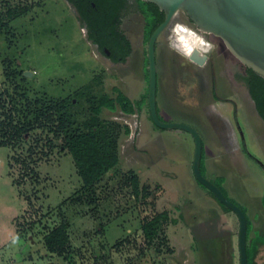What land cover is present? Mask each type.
Returning <instances> with one entry per match:
<instances>
[{
	"label": "rangeland",
	"instance_id": "obj_1",
	"mask_svg": "<svg viewBox=\"0 0 264 264\" xmlns=\"http://www.w3.org/2000/svg\"><path fill=\"white\" fill-rule=\"evenodd\" d=\"M126 2L129 9L118 26L132 48L126 59L113 60L88 40L85 23L72 3L0 0V19L10 24L0 33V102L5 104L0 106V121L6 116L3 111H10L11 98L24 101V91L33 99L42 94L73 97L77 125L93 114L92 95L114 97L121 91L133 100H144L142 110L131 115H120L119 108L101 112V118L120 127V161L118 173L102 181L93 200H74L81 183L72 156L57 140L50 149L40 130H31L17 148L0 147V264H239V220L195 178L190 167L192 135L161 128L150 118L144 18L136 0ZM19 5L25 10L8 20L7 10ZM177 21L189 24L184 12L178 11L156 44L159 116L185 121L198 130L206 177L224 189L222 181L204 169L205 156H234L237 171L227 158L220 162L222 167L230 175L235 172L234 181L238 185L245 181L254 193L264 186V120L243 81L245 67L214 36L207 37L212 48L203 62L184 61V53L172 42L171 29ZM170 58L183 64L191 80L186 83L176 70L170 72L174 70ZM196 71L207 90L205 104L198 101L203 95L199 87L190 86ZM180 102L194 110L181 112ZM124 125L129 132H123ZM130 171L138 175L147 197L134 199L124 186L123 176ZM163 210L169 219L161 222L149 243L142 236L141 219L147 212ZM18 221L26 227L21 237L16 235ZM61 223L67 224L68 244L64 252L48 254L43 237Z\"/></svg>",
	"mask_w": 264,
	"mask_h": 264
},
{
	"label": "trees",
	"instance_id": "obj_2",
	"mask_svg": "<svg viewBox=\"0 0 264 264\" xmlns=\"http://www.w3.org/2000/svg\"><path fill=\"white\" fill-rule=\"evenodd\" d=\"M66 1L76 7L82 20L87 25L89 29L87 38L89 41L97 43L102 52L103 47L107 46L111 50L114 59L117 57L126 59L132 48L131 41L118 26L120 22L118 16L121 13L123 15L129 9L126 0ZM92 1L95 5L91 4ZM136 1L144 18V38L147 41L153 29L163 20L164 13L153 2ZM24 10L25 7L21 6L9 8L7 10L8 20L18 17ZM9 29V22L0 19V33ZM247 71L249 73L248 85L251 96L255 100L261 118L264 120V78L248 67ZM16 73L15 71L11 72V74ZM21 73L22 77L27 78L24 70H21ZM21 95L24 97L23 102L22 100L15 101L14 97L11 98L9 101L10 111L7 112L6 110L2 113L6 116L5 119L0 121V147L17 148L20 146L21 140L27 134H30L31 130L34 128L40 130V133H45L44 137L50 149L55 147V141L57 140L60 142L61 149L63 148L72 156L81 183L74 200H93L94 197L96 198L102 181L106 177L113 178L118 173L120 161L118 153L120 127L118 124L101 118L100 114L103 109L116 110L117 108L126 113L139 112L143 107V98L133 100L121 91H118L114 97H111L108 93L99 94L97 97L92 95L95 102L91 106L93 114L77 125L74 122V115L71 110V107L74 106L73 97L42 94L36 95L33 99L25 91ZM76 96L74 97L77 98ZM0 106L5 108V104L1 102ZM123 127V132H129L128 126L124 125ZM41 152L43 155L47 154L45 149H42ZM201 171L203 172L202 163ZM123 184L125 187L130 188L134 199L138 200L149 195V192L145 193V186L140 184L138 175L132 171L123 176ZM217 185L221 188L219 184ZM221 189L225 193L223 188ZM210 193L212 192L210 191ZM143 202L148 203L146 199ZM224 207L228 208L225 205ZM148 213L150 212L143 215L141 219V229L143 238L150 243L158 234L161 222L168 220L169 217L164 210L155 211L152 214ZM173 221H176V219L174 218ZM29 225L32 226V223ZM25 228L23 222H17V237L22 236ZM66 228L67 224L61 223L44 235L43 244L48 254L64 252L68 244ZM248 232L249 221L247 237ZM258 241L257 239L255 244ZM247 255L248 264H255L253 247L247 248Z\"/></svg>",
	"mask_w": 264,
	"mask_h": 264
},
{
	"label": "water",
	"instance_id": "obj_3",
	"mask_svg": "<svg viewBox=\"0 0 264 264\" xmlns=\"http://www.w3.org/2000/svg\"><path fill=\"white\" fill-rule=\"evenodd\" d=\"M144 1L155 3L164 13L163 20L153 29L147 40V102L150 118L161 128L182 129L192 135L194 139L193 174L197 181L209 189L221 203L236 213L239 220V264H248L247 214L201 171L203 141L200 133L187 122L163 120L159 116L156 42L159 35L172 23L175 14L183 11L199 29L222 39L226 47L242 64L264 78V0Z\"/></svg>",
	"mask_w": 264,
	"mask_h": 264
},
{
	"label": "crops",
	"instance_id": "obj_4",
	"mask_svg": "<svg viewBox=\"0 0 264 264\" xmlns=\"http://www.w3.org/2000/svg\"><path fill=\"white\" fill-rule=\"evenodd\" d=\"M130 98V97H129ZM131 99V98H130ZM175 120V119H174ZM178 120V119H176ZM203 133L205 132L203 128L201 127ZM205 139V136H203ZM206 144V140H205ZM206 152H207V145H206ZM228 156V155H227ZM203 158V155H202ZM202 158H201V163H202ZM229 159L230 162L234 166V170H238L235 167V162L236 158L234 156H229L228 157H221V155L216 157H208L207 155L205 156L204 160V169L208 171V173L215 177L216 179H220L222 182V187H224L223 190H226L228 194H230L229 197L234 198L238 205H240L246 212L247 214V219L249 221V232H248V237H247V248H254V262L255 264H264V186L261 189H257L254 191V193H251V189L253 187H248L245 181L240 180L239 185L237 184V179L234 181V178H237L235 175V172H233V175H230V173L226 170V167H222V159ZM192 161L191 160V170H192ZM222 161V163H220ZM226 166V165H225ZM239 173V172H236ZM206 188V187H205ZM207 189V188H206ZM208 192L210 193V190L207 189ZM202 194L208 198L207 195L203 191ZM211 194V193H210ZM212 196V194H211ZM213 196H215L213 194ZM212 196V197H213ZM218 200V199H217ZM210 202H212L210 200ZM213 203V202H212ZM245 207V208H244ZM215 221L218 220V217H214ZM238 218V217H237ZM213 220V218L211 219ZM210 220V221H211ZM210 221H207L211 223ZM232 231V229H231ZM231 231L228 233L229 238L233 239V236L231 235ZM259 240L257 244H255L256 240Z\"/></svg>",
	"mask_w": 264,
	"mask_h": 264
},
{
	"label": "flooded vegetation",
	"instance_id": "obj_5",
	"mask_svg": "<svg viewBox=\"0 0 264 264\" xmlns=\"http://www.w3.org/2000/svg\"><path fill=\"white\" fill-rule=\"evenodd\" d=\"M68 2V1H67ZM91 4L92 5H95V3L92 1L91 2ZM125 14V13H124ZM185 14V13H184ZM78 15H79V17H80V19L82 20V18H81V16H80V14H79V12H78ZM123 15H122V13H121V15H119L118 16V18L119 19H121V17H122ZM185 17L187 18V21H188V23L190 24H188L189 26H191L192 28H194L196 31H198V32H200L203 36H205L206 38L207 37H209V36H214V37H217V36H215V35H213V34H211V33H208V32H204V31H202L201 29H199V27H197L188 17H187V15L185 14ZM84 22V21H83ZM85 23V22H84ZM183 23H185V22H183ZM185 24H187V23H185ZM85 26H86V28H87V33H88V31H89V29H88V27H87V25L85 24ZM209 41V40H208ZM210 42V41H209ZM96 45H97V47L99 48V46H98V44L97 43H95ZM156 44H157V42H156ZM212 48V47H211ZM103 52L109 57V58H111V59H113V60H121L122 58L121 57H117L116 59H114L113 57H112V55H111V50L107 47V46H104L103 47ZM156 53H157V47H156ZM184 57H185V59H184V61H186V60H190L188 57H186V55H184ZM171 59V58H170ZM123 60V59H122ZM173 59H171V61H170V68H171V70L172 69H174V70H172V71H170V72H175V70H176V72H177V75H179V77L182 79V81H187L188 79H190L189 78V74H190V72L186 69V68H184V66H183V64L181 63V64H176L174 61H172ZM192 61V60H191ZM203 62V61H202ZM181 65V66H180ZM183 66V67H182ZM243 66L245 67V75H243V81L247 84V87H248V92H249V94H250V96H251V93H250V89H249V85H248V78H249V73H248V71H247V67L243 64ZM199 72L200 71H196L195 72V75H192L193 77V83H191V85L190 86H192V87H194V86H197V87H199V89H200V93L202 92V97L201 98H198V101L202 104V103H207L209 100H207L206 98H208V97H206L205 98V96H206V94H207V90H205L204 89V87H203V79L199 76ZM179 73V74H178ZM158 76H159V71H158ZM158 80H159V77H158ZM191 80V79H190ZM169 82H171L170 84H172V85H176L177 83H176V81L174 80V77L172 76H170V79H169ZM174 82V83H173ZM187 83V82H186ZM171 85V86H172ZM193 89V88H192ZM208 95V94H207ZM215 96V93H214V87L211 89V97H214ZM178 97H180L181 98V96H178ZM252 97V96H251ZM176 98H177V96H176ZM253 101H254V103H255V100L253 99ZM255 107H256V103H255ZM118 109V108H117ZM179 110L181 111V112H185V113H187V112H189V110H194V109H192V107H190L189 105H187L186 103H181L180 102V105H179ZM256 110H257V108H256ZM110 111H114V110H110ZM200 111V110H199ZM136 112V111H135ZM257 112H258V110H257ZM201 113V114H200ZM120 115H122V114H124V115H131V114H134V112L133 113H126V112H123L122 110L120 111V113H119ZM199 115H201L200 116V119L202 120V122L203 123H205L206 124V119L205 118H203L204 116V114H202V111H200L199 112ZM258 115L260 116V114H259V112H258ZM261 117V116H260ZM262 119V118H261ZM263 120V119H262ZM179 121H181V120H179ZM185 122V121H184Z\"/></svg>",
	"mask_w": 264,
	"mask_h": 264
},
{
	"label": "bare ground",
	"instance_id": "obj_6",
	"mask_svg": "<svg viewBox=\"0 0 264 264\" xmlns=\"http://www.w3.org/2000/svg\"><path fill=\"white\" fill-rule=\"evenodd\" d=\"M172 42L190 60L202 62L206 59L211 44L208 39L191 26L177 21L172 26Z\"/></svg>",
	"mask_w": 264,
	"mask_h": 264
}]
</instances>
